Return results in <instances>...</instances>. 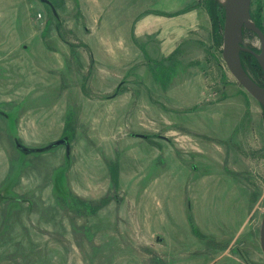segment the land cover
<instances>
[{
    "label": "rangeland",
    "instance_id": "374dc122",
    "mask_svg": "<svg viewBox=\"0 0 264 264\" xmlns=\"http://www.w3.org/2000/svg\"><path fill=\"white\" fill-rule=\"evenodd\" d=\"M48 1L56 15L40 0H0V264H264V108L228 71L223 27L214 41L209 6L225 0ZM197 6L202 25L172 59L133 35L142 51L134 96L165 114L152 107L159 130L141 131L160 144L154 166L165 170L151 188L135 187L128 179L144 167L140 154L114 141L108 156L109 143L94 137L87 100L98 95L89 88L111 79L77 53L85 41L115 38L131 8L133 20ZM250 16L264 34V0H251ZM243 46L261 48L250 31ZM252 56L244 66L264 88ZM60 139L67 152L46 149Z\"/></svg>",
    "mask_w": 264,
    "mask_h": 264
},
{
    "label": "crops",
    "instance_id": "0c3cea01",
    "mask_svg": "<svg viewBox=\"0 0 264 264\" xmlns=\"http://www.w3.org/2000/svg\"><path fill=\"white\" fill-rule=\"evenodd\" d=\"M128 14L129 18L124 17L125 26L123 30L117 31L115 38H106L102 36L97 39L93 38L89 41H85L84 46L86 49L80 52L78 51L77 54L80 56L84 55L87 61H89V56L92 58L94 62L92 63V65H94L93 71L95 69L97 71V68H99L98 76L100 79L104 81H107L106 78L111 79V84L101 86L99 90H94L93 87L89 88L92 89L93 94L96 93L98 95L96 100H87L90 102V106L93 109L94 122L95 124L98 123L100 126L99 135L94 137L100 140V144L109 143L108 147L111 149V152L106 153L108 156L114 154L112 149V143L114 141L120 144V149L116 150L127 152L131 150L132 154L139 153L141 161L138 163L142 164L143 161L144 167L141 165L137 168L136 172H134L135 176H131L132 174H130L131 177H129L128 183L133 184L135 187L140 185L143 186V189H149L152 187L153 181L158 179V175L164 172L165 168L158 166L156 168L154 166V162L156 163L159 158V155L156 154L159 151L158 146L160 144L156 143V141L152 139V136H156L157 134L152 135V138L148 139L150 137L145 133L142 134L143 132L141 131L149 128V126H147L149 124L152 125L150 128H153V130H159L157 122L155 120H149L147 111L151 109L150 112L155 114L152 107L158 111L160 117H164L165 114L162 107L156 106L149 100L148 103L140 102L136 100L137 97L134 96V93H138L139 89V87L134 89L138 84L134 80L141 75L142 71L136 70L134 74H131V71L134 66L140 64L142 51L136 45L133 35L135 34V39L138 41L148 40L152 42L156 50L154 57L161 61H165V59H168L175 53L184 39L189 38L190 34L202 25L204 13L202 9L197 6L192 7L186 12L168 10L159 13L156 11H146L139 15V18L133 20L132 8L131 12ZM120 22L121 19L116 20V22L113 21L112 27L115 28L114 30H117L116 28ZM109 26L111 25L109 24ZM57 41L58 43L60 42L59 44L61 46L64 45V47H68V43L62 42L59 39H57ZM134 53L137 55L135 60ZM62 62L63 64L65 63L64 61ZM96 71L93 72V79L97 76ZM116 74L118 75L116 76ZM78 76L82 75L78 73ZM123 76H125V79H123ZM120 84L121 86L116 92L117 85ZM111 92L114 94L112 95ZM83 99L85 100L86 98L83 96ZM155 116L156 115H154L153 119ZM101 126H103L104 129H101ZM117 127L118 129H116ZM124 130L137 131H127L125 134H122ZM110 133L113 136L106 137L110 135ZM159 136L162 137V135ZM132 151H136V153ZM145 152L146 154L151 153V155L155 156H146L144 155ZM143 156L146 157L144 160H142ZM148 157L151 158L149 159ZM132 171H134L133 168H131L130 172ZM119 173L123 175L121 169ZM137 174H139V177ZM119 178L118 176V182H123V176L120 178V181Z\"/></svg>",
    "mask_w": 264,
    "mask_h": 264
},
{
    "label": "water",
    "instance_id": "95a60500",
    "mask_svg": "<svg viewBox=\"0 0 264 264\" xmlns=\"http://www.w3.org/2000/svg\"><path fill=\"white\" fill-rule=\"evenodd\" d=\"M48 4L56 15L53 6L48 0H40ZM251 0H225L224 9V25H223V44L221 55L225 65L231 75L237 82L264 108V88L258 85L245 69L241 53L252 54L264 75V34L251 20L250 16ZM244 31H250L256 34L260 40V52H254L243 46ZM64 144L67 147L68 143L65 139L57 140L47 148ZM17 148L22 152L41 151L42 149H28L25 146L16 144ZM260 246L264 255V216L260 226Z\"/></svg>",
    "mask_w": 264,
    "mask_h": 264
},
{
    "label": "trees",
    "instance_id": "16d2710c",
    "mask_svg": "<svg viewBox=\"0 0 264 264\" xmlns=\"http://www.w3.org/2000/svg\"><path fill=\"white\" fill-rule=\"evenodd\" d=\"M217 8H219V10H220L219 12L217 11ZM209 13H210L209 16H210V18H212V22H213V24H212V27H213V30H212L213 38H214V41H216V40L218 41V40L221 39V30H222L223 21H224V9L219 4H216V3H215V5L210 4V6H209ZM254 23H255V25L257 27L260 28V26H259V24H258L257 21H254ZM245 32L246 31H244V33ZM173 55L171 57H169L168 60L169 59H172ZM248 55L252 56L251 54L246 53V52L241 53V60H242L243 65H244L245 59H246V57H248ZM259 68H260V66H259ZM260 70H261V68H260ZM261 72H262V70H261ZM114 180H115V178H114Z\"/></svg>",
    "mask_w": 264,
    "mask_h": 264
},
{
    "label": "bare ground",
    "instance_id": "6f19581e",
    "mask_svg": "<svg viewBox=\"0 0 264 264\" xmlns=\"http://www.w3.org/2000/svg\"><path fill=\"white\" fill-rule=\"evenodd\" d=\"M252 79H253V78H252ZM253 80H254V79H253ZM254 81H255V80H254ZM51 148H52V147H51ZM46 149H50V148H47V147H46Z\"/></svg>",
    "mask_w": 264,
    "mask_h": 264
}]
</instances>
